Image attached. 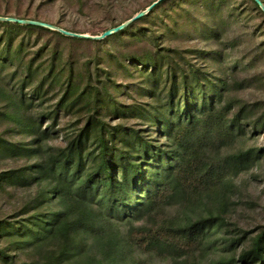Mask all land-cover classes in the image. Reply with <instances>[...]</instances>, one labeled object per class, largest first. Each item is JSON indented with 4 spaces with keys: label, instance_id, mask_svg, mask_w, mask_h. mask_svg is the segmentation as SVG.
I'll use <instances>...</instances> for the list:
<instances>
[{
    "label": "rangeland",
    "instance_id": "rangeland-1",
    "mask_svg": "<svg viewBox=\"0 0 264 264\" xmlns=\"http://www.w3.org/2000/svg\"><path fill=\"white\" fill-rule=\"evenodd\" d=\"M153 1L0 0V15L96 35ZM87 125L79 161L69 143ZM100 135L116 180L124 159L149 169L145 141L179 158L185 195L120 219L88 206L99 233L48 235L67 204L85 206L46 164H80V181L108 189ZM239 153L220 180L191 184L198 157ZM208 215L218 220L192 248L149 239L163 224ZM256 243L264 249V16L252 0H163L100 40L0 21V264H209ZM262 253L249 264H264Z\"/></svg>",
    "mask_w": 264,
    "mask_h": 264
},
{
    "label": "trees",
    "instance_id": "trees-1",
    "mask_svg": "<svg viewBox=\"0 0 264 264\" xmlns=\"http://www.w3.org/2000/svg\"><path fill=\"white\" fill-rule=\"evenodd\" d=\"M252 1L264 16V13L255 1ZM183 120V123L187 125L191 124L189 118L186 117ZM88 128L89 125L77 136L72 138L69 143L70 153L78 152L79 161L81 160L80 151L86 148L85 143H87L92 136ZM163 131L166 133L165 135L168 136V132L165 128ZM97 145L100 149V153L103 155L99 166L104 174L111 178L108 189L99 191L97 185L93 187L89 182L80 181V164L72 171L69 170V166L66 163L57 165L55 162L48 161L46 164L49 173L53 174L59 180H64L66 183L65 186L69 188L68 191L75 197L76 203L85 206L82 209H76L74 204H67L65 208H62L55 214L49 227L45 229L48 235H52L63 228H68L69 230L91 229L88 233L92 231L99 233L95 229L94 218L88 216L87 219L86 214L93 212L91 209L90 211L88 210V206H97L99 215L104 213L106 216L120 219L124 216L131 215L133 211L137 213L142 210L144 211L143 208L153 204L157 199L165 200L171 197H177L178 195H185L182 189L184 183L182 184V180L176 177L178 174L185 175V169L181 166L179 158L170 154L168 150L160 146H152L143 141L141 144V156L143 159H146L143 165L150 166L149 169H143L141 165L143 160L142 162H129L124 159L120 166L121 176L118 178L119 180H116L104 156L108 149V141H106L103 135L98 136ZM243 156V153H239L234 156H219L216 158L206 156L198 157L195 166L196 173L191 177V184L197 188H206L209 183L220 180L223 174L228 171L233 164L236 165V162L242 163ZM143 173H146L147 178L144 186L140 189L141 176ZM139 189L141 190V196H138ZM192 195H195L193 191L191 193V196ZM217 220L218 218L216 216L208 215L177 226L163 224L149 239L156 240L167 247L189 249L194 247L200 239L205 236V232L210 229ZM69 236L70 235H68V237ZM68 237L66 238L65 251H69L70 249V240H68ZM229 247H231V245ZM263 251L264 249L260 247L259 243H256L253 249L243 252L237 260H234V258H221L209 264H249V254L254 253L255 257L252 262H255L257 258L258 260H263ZM98 264L103 263L99 261Z\"/></svg>",
    "mask_w": 264,
    "mask_h": 264
},
{
    "label": "water",
    "instance_id": "water-1",
    "mask_svg": "<svg viewBox=\"0 0 264 264\" xmlns=\"http://www.w3.org/2000/svg\"><path fill=\"white\" fill-rule=\"evenodd\" d=\"M160 1H163V0L153 1L149 6L146 7L145 10L139 11L138 13L134 14L132 17H130L126 21H124V22H122V23H120L114 27L108 28L107 30L103 31L101 34H96V35H90V34H86V33H78V32L69 31V30H66L62 27L55 25V24L48 23V22L41 21V20H36V19H26V18L14 17V16H1L0 15V21L39 26V27H43V28H47V29H51V30H56L63 35L71 36V37H75V38L100 40V39H103L107 36L112 35L115 32L123 30L131 22L139 19L147 11L151 10ZM254 1L259 6V8L262 10V12L264 13L263 2L261 0H254Z\"/></svg>",
    "mask_w": 264,
    "mask_h": 264
}]
</instances>
